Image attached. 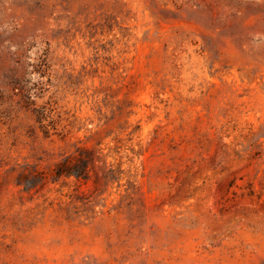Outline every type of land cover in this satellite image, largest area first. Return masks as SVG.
Listing matches in <instances>:
<instances>
[{"label":"rangeland","instance_id":"1","mask_svg":"<svg viewBox=\"0 0 264 264\" xmlns=\"http://www.w3.org/2000/svg\"><path fill=\"white\" fill-rule=\"evenodd\" d=\"M0 264H264V0H0Z\"/></svg>","mask_w":264,"mask_h":264}]
</instances>
